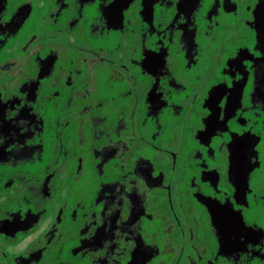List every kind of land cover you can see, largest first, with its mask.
Wrapping results in <instances>:
<instances>
[{"label": "flooded vegetation", "instance_id": "af4514ba", "mask_svg": "<svg viewBox=\"0 0 264 264\" xmlns=\"http://www.w3.org/2000/svg\"><path fill=\"white\" fill-rule=\"evenodd\" d=\"M0 264H264V0H0Z\"/></svg>", "mask_w": 264, "mask_h": 264}]
</instances>
